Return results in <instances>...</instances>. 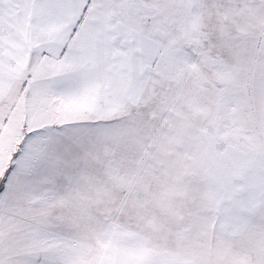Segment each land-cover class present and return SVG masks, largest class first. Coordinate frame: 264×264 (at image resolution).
Listing matches in <instances>:
<instances>
[{
	"label": "snow or ice",
	"instance_id": "snow-or-ice-1",
	"mask_svg": "<svg viewBox=\"0 0 264 264\" xmlns=\"http://www.w3.org/2000/svg\"><path fill=\"white\" fill-rule=\"evenodd\" d=\"M0 264H264V0H0Z\"/></svg>",
	"mask_w": 264,
	"mask_h": 264
}]
</instances>
